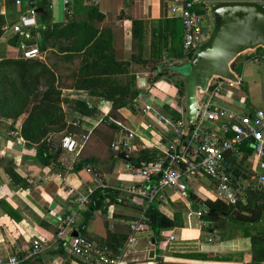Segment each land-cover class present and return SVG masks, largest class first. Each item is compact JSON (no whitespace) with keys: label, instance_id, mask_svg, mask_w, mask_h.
Here are the masks:
<instances>
[{"label":"crops","instance_id":"0c3cea01","mask_svg":"<svg viewBox=\"0 0 264 264\" xmlns=\"http://www.w3.org/2000/svg\"><path fill=\"white\" fill-rule=\"evenodd\" d=\"M15 1L6 5V0H0V15L4 17L5 22L0 38V63L11 60L28 62V64L40 62L48 66L55 78L54 88L61 97L70 101H85L89 106H95L96 114L93 117H81L65 103L61 104V108L66 114L67 123L73 124L80 130L74 135L85 133L84 128L80 125L93 128L92 134L79 156L74 157L62 149H53L52 147V145L58 144L65 131L49 133L45 140L50 148L53 151H58L59 154L57 161L47 166L37 163L35 145L26 146V141L18 132L30 107L15 122H11V119H0V258L7 262L11 256H16L20 260H24L21 264H85L70 253L68 236L64 234L57 238V234L63 226L64 216H70L73 219L69 236L77 233L79 236L87 238L98 248L113 255L112 247L108 246L112 242L113 236H120L127 230L129 231L130 223L136 221L143 211V179L138 175L137 169L127 164L128 162L119 159L120 162L107 163L109 156L114 152L110 148V144L116 138L118 129L107 123L96 126L98 120L108 114L111 107L109 102L95 95H89L86 90L74 87L76 81L84 82L81 74L79 75L82 51H72L70 40L52 37L46 41V48L44 52H40V59L19 58L17 46L20 37L12 33L11 27L16 22L22 7L26 6V0H21V6H17ZM167 2L168 0H166V4ZM51 3L55 4V7H52L51 4V22L65 23L67 15L60 7V2L52 0ZM166 17H168L167 7ZM123 18H120L123 19L120 23L127 21V25L130 24L127 26L129 31L125 25L122 28L115 25V30L113 27H109L114 30L112 50L121 62L118 68L114 63H111V66L115 69L125 67L128 73L117 75L114 78L124 82L126 78L130 79L133 76L136 87L143 89L140 97L153 98L162 113H164L163 106L165 105L181 112L183 100L174 84L166 81L169 79L168 75L160 77L151 84V80L149 81L147 76L148 74L154 76V73H150L146 67L131 59L137 50L132 48L131 23L127 19L130 17L123 16ZM99 29L103 28L99 27ZM256 57L259 59L258 63L253 61ZM169 61L164 57L163 64H167ZM245 63L239 81L248 92V102L227 91V93H222L218 103L244 114H254L256 111L264 113V55H254ZM96 70H103V62ZM101 76L103 77V75ZM86 78L92 79L93 77L87 76ZM142 78L145 87L146 85L151 86L149 90L143 88L144 86L139 87V81ZM41 83L40 91H45L46 85L42 79ZM143 102L141 100L138 107H141ZM119 112L126 123L136 130L137 134L145 137L147 143L144 145L138 142L139 147L153 150L152 143L165 145L168 129L163 125L154 122V129L149 132L144 128V118L140 115L138 108H133V110L123 108ZM10 126H13L14 131H10ZM262 136L264 139V129ZM98 144L103 146V153H100V150L96 148ZM240 152V157L232 155L239 162L237 171L234 170V176L242 180L246 179L250 183V187L242 188L243 195L239 201L246 198L247 191L250 189L259 188L261 192L264 190V158L258 160L254 157L253 152L250 154L241 150ZM89 157L96 158L103 164L99 168L101 179L105 186L118 190L119 199L106 208L94 212L85 223L84 214L87 207L86 204L79 205L78 198L87 195L94 186L92 174L86 170L76 173L73 171V166L80 159ZM9 169L15 173L20 182H14L11 179L7 171ZM190 193L201 200L217 198L215 182L201 174H198L189 183ZM162 196L159 205L160 211L168 217L179 213L182 225L165 230L162 233L161 241L157 244H155L153 232L149 227L141 230L133 245L124 246L119 257L120 260L126 264H158V262L258 264L252 261L251 236H256L260 232L264 234V211L261 212L260 221L254 224L232 222L228 218H221L218 223L203 224L197 214L198 210L192 209L189 203L177 200L170 190H164ZM252 202L259 204L260 201L253 200ZM195 205L197 209L202 207L200 202H196ZM208 224L211 227L206 230ZM214 235H216L215 238ZM35 239L40 240L46 249L37 256L27 259L26 255H28ZM56 241L64 242L66 245L62 255L55 253L54 246L56 244L54 243ZM113 245L115 246V244ZM151 251L154 252V258L149 257ZM155 257H159V260L157 261ZM260 264H264V261Z\"/></svg>","mask_w":264,"mask_h":264},{"label":"trees","instance_id":"16d2710c","mask_svg":"<svg viewBox=\"0 0 264 264\" xmlns=\"http://www.w3.org/2000/svg\"><path fill=\"white\" fill-rule=\"evenodd\" d=\"M11 1L14 0H6V5H9ZM51 2L52 0L38 1V10L41 9L39 12L38 26L35 29L36 33L32 38L26 40V44L36 45L39 52H44L46 41L52 37L70 40L72 51H82L79 75L81 74L84 82L76 81L74 87L76 89L86 90L89 95L100 97L111 104L108 114L105 115L104 118L102 117V120L113 118L127 124L119 111L123 108L133 110L134 101L143 93V89L136 87L133 76L130 77V79L126 78L124 82H120V79L114 78L117 77V75L127 74L128 70L125 67L117 69L121 62H119L117 55L112 50L113 31L109 27L99 29L88 23V19L96 15L98 20H101L102 17L104 19V14L102 15L98 11L96 12L93 9H88L86 12L87 17L84 20L68 19L66 16L67 20L65 23H52L50 10ZM24 9L25 7H22V11H24ZM75 11L78 12L79 10L75 8ZM127 19L131 21L130 32L132 48L137 50V53L133 54L131 59L137 61L143 67H146L150 73H154L150 81L151 84L155 83L164 75H169L171 78L178 77L173 81V84L177 88L179 96L184 98V81L181 75L161 69L164 57L170 60V62L180 61L185 58L182 52L183 28L180 19L168 17L157 20L146 18ZM4 23V17L0 15V38L3 34L2 27ZM258 54L264 55V46H258L254 49H248L237 54L229 64L231 74L236 79L240 78L243 63L250 57ZM102 62L103 70H96ZM111 63H114L117 68L115 69L112 67ZM88 70H90V73H88ZM101 75H103V77ZM87 76H92L93 78L87 79ZM41 79L46 85L45 91H39L37 90L38 88L35 87L38 86V83H41ZM218 79L225 81V79L221 77H218ZM54 82L55 78L51 70L48 66L40 62L28 64V62L9 60L0 63V104H9L5 102L6 95L4 96V92L6 91L8 97L14 101L15 106L20 107L17 114L22 111L24 112L30 106L27 117L21 125L19 135L26 141V146H30V144L35 145V160L37 163L45 166L55 163L59 154L58 151H53L50 148L45 137L52 132L58 133L65 131V134H74L80 131L78 127L67 123L66 114L62 110L61 104L65 103L72 108L73 112H76V114L81 117H93L96 114L95 106H89L85 101H70L66 98H62L60 93L55 90ZM224 89L240 97L245 102L249 100L248 92L241 86V82L238 88H231L224 85ZM210 90V86L207 87L205 92L197 89L198 100L200 101ZM10 93L12 94L10 95ZM163 111L172 120L180 117V112L167 105L163 106ZM103 123L105 122L102 121L96 124V126ZM186 125L185 135L181 138L182 144L186 143L188 136L194 129L195 123H187ZM112 126L115 127L114 125ZM10 131H14L13 126H10ZM170 135L171 132L167 131V139ZM240 150L242 152L245 151L247 154L252 153V149L248 146V142L240 146ZM177 151L181 152L180 148H178ZM117 154L118 152L116 151L112 152L107 163L113 164L115 162H120L117 158ZM130 155L131 154H129V156ZM227 155L230 156V160H228L234 166L233 172L234 170L237 171L238 160L236 158L234 159L232 155ZM161 157V152L156 149L149 150L141 148L136 154L130 156L131 161L127 164L137 169L141 168L143 164L156 161ZM101 165L103 164L96 158H84L74 164L73 171L79 173L88 168L91 174L97 175L101 179L102 177L99 171ZM7 171L14 182H20L19 178L12 170L9 169ZM157 179V177H151L147 180L146 185L154 184L157 182ZM118 196L119 192L116 189L107 186L102 188L96 187L93 192L88 195V202L86 204L87 210L84 214L85 223L88 222L94 212L117 202L119 199ZM189 196V204L192 209L196 211L201 210V207L197 209L195 203L200 202L202 204L204 211H202L200 219L209 224L218 223L221 218H228V220L232 222L254 224L260 221L261 212L264 211V190L261 192L259 188L248 190L246 198L238 201L235 205L227 204L219 198L201 200L196 198L192 193H190ZM143 200L144 208L142 212L145 217L144 223L153 232L155 244L161 241L162 233L165 230L180 227L182 225L179 213H174L173 217H168L160 211V200L154 199L150 203L145 197ZM253 200L260 202L256 204L252 202ZM64 218L65 216L63 219ZM209 224L206 230L210 229L211 226ZM212 228L214 229V226ZM82 233L83 231L81 230V234ZM128 235L129 231L127 230V232L120 236H113L112 242L110 241L111 243L108 244V246L112 247L114 257H120L122 254ZM215 237L216 235H214V238ZM251 241L253 250L252 261L260 264L264 261V234L260 232L256 236H251ZM54 244L57 246L55 253L62 255L66 247L64 242L56 241ZM113 244H115V246ZM35 256L37 255L29 258ZM183 256L191 257L192 255ZM23 261L24 260H20L18 264H21ZM158 264L174 263L158 262Z\"/></svg>","mask_w":264,"mask_h":264},{"label":"built area","instance_id":"2783aa9c","mask_svg":"<svg viewBox=\"0 0 264 264\" xmlns=\"http://www.w3.org/2000/svg\"><path fill=\"white\" fill-rule=\"evenodd\" d=\"M38 1L26 0L24 11L20 12L16 22L11 27L12 33L20 37L17 46L20 59L41 58L36 45L26 44V40L30 38V29H36L38 26ZM72 1L61 0L62 9L66 11ZM231 1L255 2L264 7V0H168L166 4L167 16L180 19L183 28L182 52L185 58L180 61L189 62L193 53L209 38L212 30L210 17L212 5ZM15 4L21 6L22 2L16 0ZM253 61L258 63L259 59L256 57ZM239 84L240 81L227 80H217L212 84V89L206 93V99L198 109L194 129L185 144H182L181 140L186 132L182 110L180 117L172 120L160 111L153 98H144V96L136 98L133 108L139 109L140 115L144 118V128L147 131H153V123L158 122L171 132L164 146L160 143H152L151 148L161 152L162 157L156 161L147 162L136 170L143 179V196L149 203L154 199L160 200L164 190H170L177 200L189 203V183L198 174L213 180L217 198L231 205H235L242 197V188L250 187V183L246 179L242 180L234 176V166L229 161L230 156L227 154L240 157V146L248 142L254 157L258 160L264 158V139L262 136L264 113L263 111H256L254 114H244L229 107H223L218 103L224 85L238 88ZM141 100L144 102L141 107H138ZM102 121L114 125L118 129L116 138L110 144V148L118 153L132 154L137 150L138 142L144 145L147 143L145 137L137 134L136 130L129 124L113 118L106 120L101 118L97 124ZM80 127L84 128L85 133L80 135L63 134L58 144L52 145L53 149H62L74 157H78L93 129L82 125ZM178 148L181 152L177 151ZM86 171L91 173L88 168ZM151 177H157V182L146 185L147 180ZM92 182L94 186L88 194L78 198L79 205L87 204L88 195L96 187H105L104 182L97 175L92 174ZM200 209L197 211L199 216L204 211V207L202 206ZM144 220L145 217L141 212L139 218L130 223L126 247L133 245L136 242L137 234L148 227ZM62 223L63 226L60 228L57 238L64 234L68 236L70 253L85 264H126L119 257H114L108 251L98 248L83 236H69L73 224L72 217L66 216L62 219ZM203 224L207 223L203 222ZM45 249L46 246L40 240L35 239L26 258L38 255ZM54 250H57V246H54ZM19 262L20 259L16 256H11L7 262L0 258V264H18Z\"/></svg>","mask_w":264,"mask_h":264},{"label":"water","instance_id":"95a60500","mask_svg":"<svg viewBox=\"0 0 264 264\" xmlns=\"http://www.w3.org/2000/svg\"><path fill=\"white\" fill-rule=\"evenodd\" d=\"M41 9L38 10L40 12ZM212 30L209 38L193 53L190 61H177L162 64L161 69L181 75L184 81V120L195 123L197 112L206 99V94L199 101L197 89L205 92L214 77L238 82L229 70L234 57L248 49L264 46V7L255 2L231 1L220 2L211 7ZM35 29H30V38ZM143 78L139 81L142 88ZM187 125H185L186 129ZM117 158L130 162V156L119 152ZM78 234H73L76 237ZM154 242V239H152ZM154 258V252L149 253ZM158 261L159 257H155Z\"/></svg>","mask_w":264,"mask_h":264},{"label":"rangeland","instance_id":"374dc122","mask_svg":"<svg viewBox=\"0 0 264 264\" xmlns=\"http://www.w3.org/2000/svg\"><path fill=\"white\" fill-rule=\"evenodd\" d=\"M58 1L60 2V7L62 8L61 0H58ZM52 7H55V4H52ZM75 8L76 10L78 9L79 11L76 12ZM88 9H93L96 12L98 11L102 15L104 12V17H105L104 19L102 17L101 20H98L97 15L93 18L88 19V23L92 24L93 26L97 28L113 27L114 29L115 25L121 26L120 28H122V26L125 25L128 30L127 26H129L130 24L127 25L128 24L127 21H124V23L123 22L120 23V21L124 19L123 16L130 17L133 19L140 18V17H143V18L146 17V18H149L150 20L166 18V0H73L69 8L65 12H66L68 19L84 20L87 17L86 12L88 11ZM120 18H123V19H120ZM172 62L173 61L171 62L169 61L168 63H172ZM245 62L243 63L244 65L246 64ZM184 63H185L184 65H186L188 62L185 61ZM152 78H153V75L148 74L147 79L150 81L152 80ZM168 78L170 80L168 79L166 81L168 83H173V81L178 77L171 78L168 75ZM217 80H219L217 77H214L211 80V84H210L211 89L213 86L212 84L216 82ZM41 86H42V83H38V86H35V87H37L38 88L37 90L40 91ZM143 88H146L149 90L151 86L146 85V87L144 86ZM6 93L7 92L5 91L4 92V96L6 95L5 102L9 104L7 105L0 104V119H11L10 120L11 122H15L18 120V118L21 115H23L25 111L24 112L22 111L21 113L17 114L20 107L15 106L14 101L10 99ZM222 93H227V90L223 89ZM11 94L12 93H10V95ZM183 99L184 98H182V100ZM8 128H7V131L9 130ZM18 132H20V129ZM96 148L100 150V153H103V146L98 144L96 145ZM139 150H141V147L138 146L137 150L133 152L131 155L136 154Z\"/></svg>","mask_w":264,"mask_h":264}]
</instances>
